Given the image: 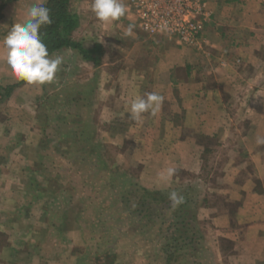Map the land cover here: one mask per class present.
<instances>
[{"label":"crops","instance_id":"crops-1","mask_svg":"<svg viewBox=\"0 0 264 264\" xmlns=\"http://www.w3.org/2000/svg\"><path fill=\"white\" fill-rule=\"evenodd\" d=\"M46 2L0 0V108L19 112L9 121L2 113L5 108L0 109V150L11 144V159L25 160V145L42 159L45 146L38 145L53 137L49 130L55 127L47 122L50 101L65 99L69 110L93 114L89 133L81 129L79 135L75 127L74 137L100 149L96 159H103L104 171H123L159 194L177 193L179 183L209 176L208 204L202 200L198 219L191 220L198 223L197 237L213 245L217 264H226L228 256V264H264V143H257V138L264 139V0H206L210 18L199 49L150 35L127 7L119 20L101 23L91 11L92 0H71L78 17L72 39L90 51L101 48L100 55L92 56L98 63L62 48L54 52L63 63L53 82L21 83L6 64L2 41L15 23L25 22L31 6ZM129 24L135 25L131 36L125 34ZM9 86L15 87L5 98ZM149 92L164 97L159 110L130 119L131 102ZM215 158L219 171H205L206 161ZM169 168L175 169L171 176ZM1 172L0 234L10 238L17 236L19 225L30 226L34 216L29 212L20 219L19 208L29 211L34 204L19 205V194L26 192L24 180L19 183L23 171H4L5 183ZM64 224L76 225L75 215ZM29 235L39 233L31 230ZM74 236L80 244L81 236ZM224 243H229V254ZM0 250V259L22 258L12 244ZM40 251L47 254L43 245ZM33 255L31 264L45 260Z\"/></svg>","mask_w":264,"mask_h":264},{"label":"rangeland","instance_id":"rangeland-1","mask_svg":"<svg viewBox=\"0 0 264 264\" xmlns=\"http://www.w3.org/2000/svg\"><path fill=\"white\" fill-rule=\"evenodd\" d=\"M124 3L133 13L129 0H124ZM34 102L29 106H33ZM66 103L65 99L50 101L53 110L49 112L51 118L47 122L55 124V127L49 130L53 137L38 145V149L45 146L42 159L36 154L35 148L28 149L25 145L21 147V153L23 151L29 156L25 160L20 156L11 159V153L7 152L10 151L8 148L11 144L0 150L3 183L4 171H23L25 178L20 177L19 183L21 185L24 180L26 192L19 194V205L34 204L29 211L24 207L19 208L17 215L24 219L27 218V213L34 212V221L32 219L30 226L19 225V232L15 237L8 238L0 234V249L9 248L12 244L17 247L18 252L22 251V258L17 261L12 255L7 256L0 259V264H31L34 263L33 254L45 257L42 264H167L163 246L168 237H180L179 233L170 228L177 215L172 213L173 210L160 213L155 209L172 206L169 200L172 191L159 194L140 186L136 178L123 176V171H104L103 159H96V155L101 153L100 149L93 143L79 144L78 136L74 137L75 127H78L79 135L81 129L89 133L88 126L93 122V114L71 111ZM5 107L7 106L0 109ZM10 110L13 113L8 108L2 113L12 121L14 113L19 112L11 106ZM21 113L25 118L26 113ZM42 114L43 112L38 113L39 119ZM70 139L74 140L73 145L69 144ZM31 158L35 160L34 163ZM30 162L34 167L29 166ZM217 162L216 158L207 160L204 170L219 171ZM208 177L201 175L200 178L195 177L189 182L179 183L180 187H175L179 195L189 194L184 199L186 202L182 203L188 206L183 209L188 220L198 219L199 208L204 206L202 200L205 199L208 204ZM213 180L217 185V176ZM155 192L158 194H151ZM74 215L77 224L65 225L64 221H73ZM0 216L3 217V214ZM195 223L197 222H192L193 225ZM31 230L39 235H29ZM74 233L81 236L80 244L78 238L73 237ZM8 239L12 242H8ZM41 245L47 254L44 251L43 254L39 253ZM203 245L206 248L198 258L195 259V253L191 251L190 264L193 261L197 264H217L218 256L212 249L213 245L210 247L207 242ZM228 245L229 243L223 244L226 254L231 251L226 249L229 248ZM180 253L189 256V248ZM228 257L225 259L226 264L230 260ZM177 263L189 264V257L183 256Z\"/></svg>","mask_w":264,"mask_h":264},{"label":"clouds","instance_id":"clouds-1","mask_svg":"<svg viewBox=\"0 0 264 264\" xmlns=\"http://www.w3.org/2000/svg\"><path fill=\"white\" fill-rule=\"evenodd\" d=\"M91 11L101 23L119 20L126 14L123 0H92ZM51 13L47 7L34 4L27 10V18L23 23H15L2 44L6 52V64L15 78L27 84L53 82L63 63V57L49 52L47 45L41 39V29L51 25ZM135 28L129 24L125 34L131 36ZM164 101L162 95L155 92L145 93L131 102L129 118L139 120L145 113L155 115ZM257 143H264V139L257 138ZM175 169L169 168L171 176ZM172 207L184 202V197L172 192L169 195Z\"/></svg>","mask_w":264,"mask_h":264},{"label":"trees","instance_id":"trees-1","mask_svg":"<svg viewBox=\"0 0 264 264\" xmlns=\"http://www.w3.org/2000/svg\"><path fill=\"white\" fill-rule=\"evenodd\" d=\"M71 0H47L42 6L47 7L51 13L52 24L44 26L41 29V39L47 45L50 54L54 53L62 48H72L77 50L85 60H93L98 63L93 55H100L101 48H95L93 51L83 48V46L72 39V33L78 26V17L71 11ZM24 81H21V83ZM15 86H9L5 89L4 97L11 95ZM154 196L158 193H151ZM188 208L183 204L177 208L172 206H165L155 209V211H172L177 215L176 221L170 225V228L174 229L175 233H179L180 237H168L166 244L163 246V252L165 253V262L167 264H178V260L181 257H189V264L191 262L192 253H195V259L201 256L200 253L204 251L203 243L200 238L197 237L198 230L189 220L185 218L187 214L183 209ZM142 215V211H140ZM153 214V212H152ZM162 216V215H161ZM176 217V216H175ZM189 248V256L181 254ZM192 251V253H191ZM173 262V263H172ZM186 264V263H185ZM192 264H197L193 263Z\"/></svg>","mask_w":264,"mask_h":264},{"label":"built area","instance_id":"built-area-1","mask_svg":"<svg viewBox=\"0 0 264 264\" xmlns=\"http://www.w3.org/2000/svg\"><path fill=\"white\" fill-rule=\"evenodd\" d=\"M138 25L150 35L201 47L209 12L206 0H129Z\"/></svg>","mask_w":264,"mask_h":264}]
</instances>
